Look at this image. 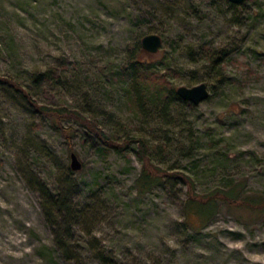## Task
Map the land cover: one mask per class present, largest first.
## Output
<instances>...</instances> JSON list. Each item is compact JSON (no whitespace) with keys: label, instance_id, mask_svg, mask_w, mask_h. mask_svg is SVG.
Wrapping results in <instances>:
<instances>
[{"label":"rangeland","instance_id":"obj_1","mask_svg":"<svg viewBox=\"0 0 264 264\" xmlns=\"http://www.w3.org/2000/svg\"><path fill=\"white\" fill-rule=\"evenodd\" d=\"M147 31L161 37L145 51L152 69L174 87L203 80L204 98H174L165 115L133 110L120 63ZM202 42L225 51L223 60L192 59ZM49 64L59 76L35 90L39 100L165 143L158 164L189 172L195 191L238 179L241 191L264 189V0H0V71L25 80ZM71 124L80 166L68 170L64 136L0 82V264H264V212L220 200L202 225L184 224V183L168 177L136 191L132 147L100 155L94 136ZM34 174L81 211L67 252L55 247L42 195L27 180Z\"/></svg>","mask_w":264,"mask_h":264},{"label":"trees","instance_id":"obj_2","mask_svg":"<svg viewBox=\"0 0 264 264\" xmlns=\"http://www.w3.org/2000/svg\"><path fill=\"white\" fill-rule=\"evenodd\" d=\"M233 3L229 0L230 5L233 6ZM139 38L126 44V52L120 63V74L123 75L125 81L123 84L125 98L134 111L155 116L165 115L172 99L184 98L178 95L174 85L168 82L165 77V70L152 69L150 64L152 58H144L148 50L140 45ZM189 53L192 59L202 57L210 64L220 63L225 56V51L220 47L205 42L200 43L197 49ZM165 66L167 69H172L167 64ZM58 73L53 64L44 68L35 67L29 70L28 78L25 80L0 71V82L19 92L30 104L32 110H36L47 117L51 126L64 136L69 150L72 149L71 135L74 131L71 122L82 126L85 135L91 133L94 136L96 140L93 142L94 147L100 155L109 149L121 155H127L132 147V151L140 162L138 172L133 179L136 191L144 192L152 185L168 177L177 178L184 183L185 192L187 191L182 204V222L184 224L193 228L202 225L216 211L220 200H224L233 206L243 205L253 212H264V189L241 191V181L238 179L228 180L224 187L215 186L206 192H197L194 190V178L189 172L173 167V165L161 166L158 164V154L160 155L163 148L166 147L165 143H147V140L139 132L126 130L120 135L111 132L104 128L96 117L87 114L81 106L70 105L54 99L39 100L35 90L45 82H50L53 77H58ZM131 143H135L134 146ZM178 143L182 144L181 141ZM39 144L46 150L48 149L45 143L39 142ZM188 147L194 146L189 145ZM66 168L71 169L68 163ZM27 180L30 185L34 183L42 195V210L52 227L55 247L63 250V252L69 251V237L73 232L72 224L74 220H78L75 213H81V211L72 203L68 191H52L36 174ZM100 256L108 260L111 258Z\"/></svg>","mask_w":264,"mask_h":264},{"label":"water","instance_id":"obj_3","mask_svg":"<svg viewBox=\"0 0 264 264\" xmlns=\"http://www.w3.org/2000/svg\"><path fill=\"white\" fill-rule=\"evenodd\" d=\"M230 1L238 2L241 0ZM160 41V34L156 31L144 32L139 38L140 45L148 51L156 50L160 44ZM175 91L178 95L184 99L190 100L193 103L204 98L208 93L207 85L203 80L191 84L178 83L175 85ZM68 157V164L71 168H77L80 166V160L73 149L68 151Z\"/></svg>","mask_w":264,"mask_h":264}]
</instances>
